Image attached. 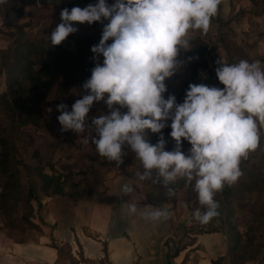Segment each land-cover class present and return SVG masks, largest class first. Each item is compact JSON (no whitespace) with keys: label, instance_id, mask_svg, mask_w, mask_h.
Segmentation results:
<instances>
[{"label":"clouds","instance_id":"clouds-1","mask_svg":"<svg viewBox=\"0 0 264 264\" xmlns=\"http://www.w3.org/2000/svg\"><path fill=\"white\" fill-rule=\"evenodd\" d=\"M220 3L221 0H115L109 6L107 0H98L83 9L64 8L60 13L62 22L48 37L52 46H58L78 31L73 24L108 20L99 44L91 47L95 66L82 85L86 94L76 100L71 111L64 103L56 106L61 132L79 134L94 129L95 135L89 131L88 136L97 153L117 166L123 162V147L130 146L144 170L142 174L137 172L139 180L151 178L153 184L162 183L167 196L174 195L169 184L177 177L189 181L195 178V191L205 209L196 208L193 219L201 224L218 215L215 193L242 175L241 159L256 150L260 140L258 123L264 125V69L259 60L228 64L220 59L215 72L223 89L190 84L182 104L173 95L164 98V81L182 66L177 60L179 53L192 48L189 32L206 33ZM37 7H42L39 0ZM101 101L109 114L93 117L86 125L91 106ZM120 108L127 111L122 113ZM168 120L170 136L176 142L173 151L165 150L163 135L155 145L147 142L144 135L146 129L161 133ZM184 140L191 145L187 155L181 150ZM83 142L87 144L89 140ZM133 190L127 183L121 189L124 194ZM124 206L129 214L138 211L135 203L127 201ZM144 208L151 209L143 213L146 220L169 218L170 213L163 207Z\"/></svg>","mask_w":264,"mask_h":264},{"label":"crops","instance_id":"crops-1","mask_svg":"<svg viewBox=\"0 0 264 264\" xmlns=\"http://www.w3.org/2000/svg\"><path fill=\"white\" fill-rule=\"evenodd\" d=\"M27 2L29 5L17 12L9 9L5 15L0 14V23L5 19L6 23L23 25L24 29L46 23L54 31L62 22L60 13L64 8L83 9L98 0H39L42 7L35 5L37 0ZM255 2L264 3V0H221L217 20H211L206 33L201 31L208 43L209 39L214 42L213 52L225 63L259 60L264 69V16H260L264 13L256 16ZM114 3L115 0H107L109 6ZM243 10L254 12L245 20ZM219 21L224 26L220 27ZM78 25L73 27L79 28ZM241 25H246L248 32L237 30ZM223 28L234 37L233 45L222 39L227 35L220 34ZM77 32L71 38L79 37ZM199 70L210 77L213 69L207 63ZM116 168L120 171L113 170L112 177L103 174L102 185L88 194L42 193L39 212L23 216V221L28 218L23 223H27L31 237L26 240L0 237V264H264V254L257 260L234 259L239 250L230 251L227 215L220 222L218 209V215L206 224L193 219L196 208L205 209V206L197 207L198 193L193 181L184 185L183 177H177L169 184L174 195L167 196L162 183L153 184L151 178L139 180L137 172L142 174L143 168L133 173H127L122 163ZM152 176L155 178V170ZM125 183L133 187L131 193H122ZM30 195L31 202H35L37 193ZM127 201L137 205L136 214L126 210ZM148 205L163 207L170 213L169 218L158 222L144 219L143 213L151 211L144 208ZM230 221L234 222L233 216ZM236 228L240 229L237 225Z\"/></svg>","mask_w":264,"mask_h":264},{"label":"rangeland","instance_id":"rangeland-1","mask_svg":"<svg viewBox=\"0 0 264 264\" xmlns=\"http://www.w3.org/2000/svg\"><path fill=\"white\" fill-rule=\"evenodd\" d=\"M27 1L5 0L4 3H0L2 6L0 7V14L5 15L9 9L18 10L22 7H27L29 5ZM18 2L22 6L18 5ZM263 4L255 2L253 5L255 12H257L256 16L264 13ZM250 13H247L245 10L242 11L245 20L250 18L248 17ZM260 16L263 17L264 15ZM211 20H217V16L215 15ZM105 21L107 24L108 20H103L99 24L94 22L91 25L87 23L78 25L77 36L81 37L78 39H81L84 43L90 41V45L88 46L89 50H91L92 46L99 44L98 37L102 34ZM49 26L46 23H40L38 25H29L24 29L25 27L23 25L10 22L6 23L5 19L0 23V155L3 156V151H7V153L9 152V154L11 153L13 155V160L8 162L6 168H3L0 164V237L2 238L26 240L32 235L27 223H23L28 218H24L23 221L22 217L25 214H28V217L32 214H37L41 207L40 200L43 199L41 198L43 196L42 193L48 194L47 190H43L42 181L36 176L35 170H39L41 174L53 179L55 181L54 183L57 184V191L61 193L64 191L65 194H70L75 191L77 196L79 194H88L90 190L97 189L101 186V181L104 179L103 174L112 177L113 170L120 171L116 168L117 165L115 162L108 161L97 153L95 145L91 143V137L88 136L89 131L93 136L95 135L94 129H89L79 134L71 130L61 132V125L57 119L60 113L56 111V106L64 103L68 106V110L71 111L72 105L76 100L82 98V94H86L82 88L86 80L75 81L69 87L68 91L64 93L57 105L54 103V92H56L57 84L61 83L60 78H57V81H53V87L50 93L42 96L45 101L44 106H40L39 100L33 96V92L30 94L25 92L20 96L21 98L13 99L7 91L6 73L10 67L14 51L20 49V45L28 42L42 44L44 47H47L48 44H51L48 37L53 32ZM219 26L222 27L224 25L220 23ZM256 26L250 25V27ZM237 30L248 32L249 28L246 25H241V28ZM224 33L227 35L222 39L233 45L234 37L223 28L220 34L224 35ZM71 37H73V34H70L69 38H66L61 44L72 52H75L79 48L85 49L83 46H77L74 41L75 39ZM187 38L190 40L192 48L187 51L181 50L177 60L182 62V66L173 76L166 78L164 81L167 89L163 94L164 98L167 99L169 95H173L178 104L183 103L190 84H205L220 89L224 87L218 80H215L217 77L215 62L220 58L212 50L214 42L212 43L209 39L208 43L205 35L199 30L190 31ZM208 47L211 48L210 51L207 50ZM26 57L31 60L34 58L33 56ZM252 58H254V55ZM45 59L51 61L50 56L46 55ZM204 59L207 63H211L213 70H211L210 77L207 76L205 80H200L198 77L200 76V70L198 69V71L197 68L199 67L198 65L203 64ZM200 60L202 61L201 64H199ZM227 63L233 64L232 61ZM194 66H197L195 73L192 70ZM37 70L38 65H34L33 71ZM21 77L19 75V78ZM106 98L107 95L105 96ZM17 102L24 103L28 109H33L35 116H38L36 125L28 122L26 112L18 113L11 111L10 108ZM115 107L119 108L118 105ZM120 111L125 113L127 109L120 108ZM39 113H41V117H39ZM101 114H109L107 105L103 101L94 102L86 117V125H90L91 119L93 117H99ZM167 125L161 133L171 132V120L167 121ZM258 129L260 137L258 147L256 150L250 151L246 158L241 159L239 167L242 175L236 182L231 185L226 184L222 189L229 193L228 196H231L229 199L231 203L226 206L231 214V218L233 216L234 219V222H231L233 225L240 227V231L238 230L241 234L238 246L239 251L246 249L249 254L255 255L254 259L256 260L260 258L261 254H264V222L260 223L253 218L258 208L264 209V179H262L263 182L256 179L258 175L260 177L261 174L264 176V125L258 123ZM154 134L157 136L158 133H152L151 130L147 129L145 130L144 135L147 142H151ZM85 139H88L89 143L85 144L83 142ZM165 141V149L168 145L174 146L175 149L176 142L171 137H168ZM190 148L191 145L186 140L182 141L181 150L185 155L189 153ZM169 149L171 148L166 150L168 151ZM122 151L125 153L122 157V166L127 169V173H133L135 170L137 171L143 168L130 146L125 145ZM249 179L257 180L259 183L257 187L255 186V188L245 192L246 190L242 188L245 187V183ZM238 182L239 185L237 184ZM193 185L195 187L194 181ZM31 192L37 193L38 195L35 202H31L30 200ZM241 192L242 197L240 201L237 199V196L230 194H239ZM221 193L222 191L215 193L214 199L216 202L219 201L215 198L217 195L220 201L225 203ZM23 197L26 202H23ZM196 204H198L197 207L202 206L198 198L196 199ZM222 214L219 215L220 222L226 218V212ZM257 246L258 248H256Z\"/></svg>","mask_w":264,"mask_h":264},{"label":"trees","instance_id":"trees-1","mask_svg":"<svg viewBox=\"0 0 264 264\" xmlns=\"http://www.w3.org/2000/svg\"><path fill=\"white\" fill-rule=\"evenodd\" d=\"M18 10H16L17 12ZM106 24V21H105ZM79 37H74L75 44L77 46H83L85 49H76L75 52L70 51L67 47L63 46L62 44L58 46H52L51 44H48L47 47H44L42 44H37L34 42H28L25 44L20 45L21 48L14 51L13 58L11 60L10 67L7 69V79H6V87L7 91L10 94L11 98H21L20 96L23 93L30 94L33 92V96L38 98L40 106L45 104V101L42 96H45L46 94L50 93V90L53 87V81H57V78L61 79V83L57 84V89L55 94L54 103L57 105L60 101V99L63 97L64 93L68 91L69 87L78 80H87L91 76V69L95 66L92 57L93 53L91 50L88 49V46L90 45V41L84 43L81 39H78ZM99 42L102 38V34L98 37ZM110 40L108 43H111ZM88 49V50H87ZM50 56L51 61H47L45 57ZM26 56H33L34 58L27 59ZM103 57H100V62L102 63ZM202 61H199V64H201ZM38 65V70L33 71V66ZM194 66L192 68L193 72L195 73L200 68H205L207 66V62L205 59L203 60V64ZM197 68V70H196ZM19 75L22 76L19 78ZM46 78V80H44ZM177 102V101H176ZM59 105V104H58ZM11 111L16 112H26V118H28V122L32 123L33 125L37 124V117L35 116V113H33V109H28L25 107L24 103H15L10 108ZM39 117H41V113H39ZM160 135H163V137L167 140V138L171 137L170 133H158L157 136L155 134L152 137L151 142H149L152 145H155L160 137ZM170 150L174 149V146L168 145ZM165 149V150H166ZM167 151V150H166ZM1 161L0 164L3 168L7 167V164L9 161L13 160V155L7 151H3V156L0 155ZM244 170V169H242ZM35 174L37 177L40 178L42 181V188L44 191H48L47 193L49 195H55L61 193L60 191H57L56 189V183L53 179L50 177H47L46 175L41 174L39 170H35ZM182 183L185 185L186 182H190L187 180V178H182ZM256 179L261 182H263L262 179H264V176L261 174L256 177ZM254 179H249L247 183H245V187L242 188L243 190L250 191L251 189L257 187L258 181ZM191 181L196 182L195 179H192ZM239 185V182L237 183ZM19 188H21L20 185H18ZM51 189V190H50ZM229 193L227 191L222 190V199L225 201L221 202L219 197L217 195L215 196L216 199L219 201V215H223V212H226L227 215V229L229 231L230 237H231V252L236 253L237 250H239V241H240V233L238 232L235 225L232 224L230 221V212L228 208L226 207L231 202L229 199L231 196H228ZM231 195L237 196V199L240 201V198L242 197V192L237 193H230ZM215 200V199H214ZM216 201V200H215ZM23 202H26V200L23 197ZM25 216V215H24ZM253 218L255 220L259 221L260 223L264 222V209L258 208L255 214L253 215ZM23 219V217H22ZM258 248V246L256 247ZM231 253V254H232ZM256 254V251H255ZM234 259L235 260H242L246 259L248 257L254 258V254H249L246 249L244 251H237Z\"/></svg>","mask_w":264,"mask_h":264},{"label":"built area","instance_id":"built-area-1","mask_svg":"<svg viewBox=\"0 0 264 264\" xmlns=\"http://www.w3.org/2000/svg\"><path fill=\"white\" fill-rule=\"evenodd\" d=\"M199 74H200V76H198V77L200 80L206 79L207 75H206V72L204 70H200Z\"/></svg>","mask_w":264,"mask_h":264}]
</instances>
